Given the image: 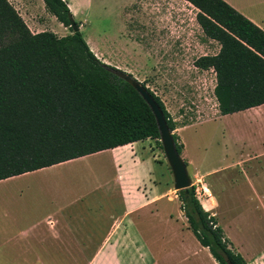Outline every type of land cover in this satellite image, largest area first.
<instances>
[{
    "label": "trees",
    "instance_id": "trees-1",
    "mask_svg": "<svg viewBox=\"0 0 264 264\" xmlns=\"http://www.w3.org/2000/svg\"><path fill=\"white\" fill-rule=\"evenodd\" d=\"M188 1L198 9L204 34L220 46L194 61L216 73L220 114L263 104L264 30L224 0ZM43 3L68 34L32 32L12 3L0 0V179L150 138L162 148L148 104L120 69L96 56L80 29L73 30L65 1ZM146 89L173 131L176 123L163 101ZM172 136L181 154L183 144ZM178 196L189 228L218 264H246L194 188L178 190Z\"/></svg>",
    "mask_w": 264,
    "mask_h": 264
},
{
    "label": "crops",
    "instance_id": "crops-1",
    "mask_svg": "<svg viewBox=\"0 0 264 264\" xmlns=\"http://www.w3.org/2000/svg\"><path fill=\"white\" fill-rule=\"evenodd\" d=\"M63 1L74 15L75 0ZM224 1L264 30V0ZM191 66L195 68L191 78L196 76L204 86L209 84L214 94L216 75L213 68H199L194 62ZM160 98L166 106L165 99ZM254 108L260 110L250 113L245 120L252 134L231 128L230 141L238 144L241 150L228 159L229 145L225 143V162L218 171L214 169L216 172L200 170L188 153L181 131L191 123L179 125L174 121L173 132L183 144L181 156L191 170L189 175L234 176V187L222 191L232 194L239 211L229 217L225 226L218 223L215 214L207 211L216 218L246 264H264V103L240 112ZM202 109L208 111L206 107ZM224 117L229 116H218ZM242 135L246 137L244 141H235V137ZM138 142L142 140L88 154L98 156L91 171L95 181L91 188L84 187L86 185L77 180L76 175L65 176L62 171L76 162L75 159L87 158V155L0 179V264H61V261L71 260H84L86 264H218L189 225L182 227V216L186 217L175 198L178 191L174 196L166 190H141V186L151 180V168L143 158L128 162L130 159L124 158L122 152ZM42 176V181L21 182L24 177ZM19 181L24 191L18 186ZM62 191L104 192L101 202L96 199L94 204L105 205L106 214H102L101 220L95 217L96 222H90L88 227L77 226L69 214L71 206L61 204ZM235 196H239V201ZM240 217L250 224L245 233L238 225L239 234L244 238L239 243L230 237L226 226L233 225Z\"/></svg>",
    "mask_w": 264,
    "mask_h": 264
},
{
    "label": "rangeland",
    "instance_id": "rangeland-1",
    "mask_svg": "<svg viewBox=\"0 0 264 264\" xmlns=\"http://www.w3.org/2000/svg\"><path fill=\"white\" fill-rule=\"evenodd\" d=\"M9 1L32 32L50 30L59 36L70 32L69 27L60 23L45 9L43 0ZM75 2L76 11L72 14L73 18L79 23V29L96 56L104 63L131 74L140 83H145L156 95L165 99L166 107L177 124L191 123L181 131V135L196 167L216 172L214 169L222 167L225 162V143L229 145L228 159L241 150L238 144L230 141V130L235 127L252 134L251 127L245 120L250 117V113L257 112L260 108L218 118L220 112L217 99L210 91L209 84L204 86L196 76L191 78V73L195 71L191 66L192 62L200 56L212 55L219 47L215 40L204 34L197 22V9L188 5L185 0ZM203 107L208 108V111L205 112ZM245 139L243 135L235 137L238 142ZM122 152L124 158L130 159L128 162L141 161L143 158L150 166L151 180H147L145 189L141 186V190H166L175 196L178 190L173 187L170 167L156 139L142 140L132 147L124 148ZM97 158L95 155H87V158L75 159L76 162L62 169L63 175H76V179L86 185L84 187L91 188L95 183L91 171ZM187 170L191 174L190 168L187 167ZM218 175H190V186L194 188L203 207L215 214L218 223L225 226L229 223V217L235 215L239 208L235 207L232 194L222 191L234 187V176ZM42 178L43 176L24 177L21 182L42 181ZM239 179L237 175V180ZM21 182L19 181L18 186L24 191ZM103 193L62 191L61 204L71 206L68 209L72 211L69 214L73 216L74 224L81 228L88 227L90 222H96L98 217L101 220L102 214H106L105 205L94 204L99 199L101 202ZM175 198L180 205L179 196L176 195ZM208 199H211L212 206ZM235 200L239 201V196H235ZM182 218V227H188L186 218ZM249 224V220L240 217L233 221V225L226 227L230 237L240 243L244 238L239 234L238 225L245 233ZM61 264H86V261H61Z\"/></svg>",
    "mask_w": 264,
    "mask_h": 264
},
{
    "label": "water",
    "instance_id": "water-1",
    "mask_svg": "<svg viewBox=\"0 0 264 264\" xmlns=\"http://www.w3.org/2000/svg\"><path fill=\"white\" fill-rule=\"evenodd\" d=\"M70 26L73 28L74 31L79 29V26L76 25V21L73 17L70 18ZM118 75L121 76L127 82H129L136 89V91L148 104L155 117L159 132V140L161 142L165 158L173 176L174 189L181 190L190 187L191 177L188 173L187 165L185 164V161L182 158L181 154H179L176 149L175 141L172 136L173 131L169 128L161 107L158 105V103L156 102L154 97L149 93L146 87L134 77L123 71L118 72ZM228 264L231 263L228 262Z\"/></svg>",
    "mask_w": 264,
    "mask_h": 264
},
{
    "label": "built area",
    "instance_id": "built-area-1",
    "mask_svg": "<svg viewBox=\"0 0 264 264\" xmlns=\"http://www.w3.org/2000/svg\"><path fill=\"white\" fill-rule=\"evenodd\" d=\"M187 3H188V5H190V6H193L195 9H197L194 5H192L188 0H185ZM198 10V9H197ZM215 75H216V73H215ZM217 106H218V102H217ZM204 190H205V188H204Z\"/></svg>",
    "mask_w": 264,
    "mask_h": 264
}]
</instances>
